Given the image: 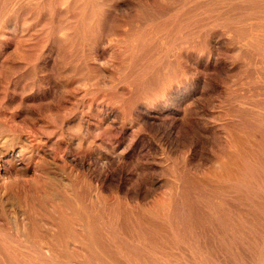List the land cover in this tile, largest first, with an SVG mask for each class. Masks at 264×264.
Returning a JSON list of instances; mask_svg holds the SVG:
<instances>
[{
  "label": "rangeland",
  "instance_id": "obj_1",
  "mask_svg": "<svg viewBox=\"0 0 264 264\" xmlns=\"http://www.w3.org/2000/svg\"><path fill=\"white\" fill-rule=\"evenodd\" d=\"M0 264H264V0H0Z\"/></svg>",
  "mask_w": 264,
  "mask_h": 264
}]
</instances>
